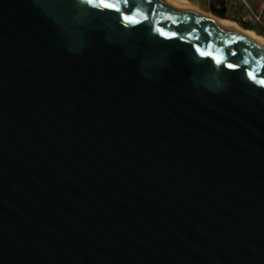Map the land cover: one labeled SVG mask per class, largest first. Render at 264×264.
<instances>
[{"label": "water", "instance_id": "1", "mask_svg": "<svg viewBox=\"0 0 264 264\" xmlns=\"http://www.w3.org/2000/svg\"><path fill=\"white\" fill-rule=\"evenodd\" d=\"M152 2L0 0V264H264V47Z\"/></svg>", "mask_w": 264, "mask_h": 264}, {"label": "snow or ice", "instance_id": "2", "mask_svg": "<svg viewBox=\"0 0 264 264\" xmlns=\"http://www.w3.org/2000/svg\"><path fill=\"white\" fill-rule=\"evenodd\" d=\"M131 0H120V5H118L114 0H99L98 3H95L94 0H79V3L82 5H93L95 7H104L108 9H113L116 12L120 14V17L123 19V21L131 24H137L140 23L141 21L137 19L136 15L134 13L140 12V9L138 7H131L129 8L128 5L130 4ZM144 3L148 4L151 6V12L154 13L156 7H163V5H153L152 0H143ZM122 5V6H121ZM173 12H175V9H172ZM178 15H183L184 19L187 20L191 16L196 15L194 13H189V12H184V13H179ZM150 16L148 14V10L145 11L143 15L144 20H149ZM201 19H204L203 17H200L196 15V22L199 23ZM178 21L174 20L173 23H177ZM155 32H158L159 35L165 37L166 39L171 40L172 38H178L179 40L183 41L185 40V36L191 37L192 33L197 32L198 30L196 28H192V30L186 34H181L178 31H170L166 30L164 27L157 26L152 29ZM203 32L208 33L207 37H204V45L202 46L200 43H196L193 45V47L196 49V52L202 56V57H211V60L209 61H202V63H212L214 62L216 65H221L223 64L226 68L228 69H235L238 67H242V64L240 62L237 63H232V62H226V56L225 55H218L213 53L211 50H205V47L209 48L211 47L212 44V32L207 26H203L202 28ZM201 37L197 36V40L199 41ZM243 39L240 36H236L234 40H225L224 44L225 45H230L234 44L236 40ZM253 47H257L253 45ZM264 51V50H261ZM235 50H229L227 55L228 56H235ZM264 59V57H262ZM243 64H247V61H244ZM261 69L264 70V62L261 63L260 65ZM246 75L252 79L253 81L257 80V73L252 70L251 66H248L246 69ZM259 83L264 85V77H260Z\"/></svg>", "mask_w": 264, "mask_h": 264}, {"label": "bare ground", "instance_id": "3", "mask_svg": "<svg viewBox=\"0 0 264 264\" xmlns=\"http://www.w3.org/2000/svg\"><path fill=\"white\" fill-rule=\"evenodd\" d=\"M181 8H185L203 15L219 25L235 31L248 40L264 47V34L254 29H249L237 22L227 12H218L210 7L205 0H167Z\"/></svg>", "mask_w": 264, "mask_h": 264}, {"label": "rangeland", "instance_id": "4", "mask_svg": "<svg viewBox=\"0 0 264 264\" xmlns=\"http://www.w3.org/2000/svg\"><path fill=\"white\" fill-rule=\"evenodd\" d=\"M223 9L241 25L264 33V0H205Z\"/></svg>", "mask_w": 264, "mask_h": 264}, {"label": "crops", "instance_id": "5", "mask_svg": "<svg viewBox=\"0 0 264 264\" xmlns=\"http://www.w3.org/2000/svg\"><path fill=\"white\" fill-rule=\"evenodd\" d=\"M251 3L253 4V1L251 0Z\"/></svg>", "mask_w": 264, "mask_h": 264}]
</instances>
